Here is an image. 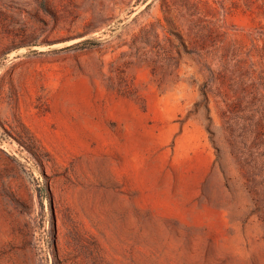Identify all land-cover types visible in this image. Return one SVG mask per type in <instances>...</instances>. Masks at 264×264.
Here are the masks:
<instances>
[{
    "label": "rangeland",
    "instance_id": "obj_1",
    "mask_svg": "<svg viewBox=\"0 0 264 264\" xmlns=\"http://www.w3.org/2000/svg\"><path fill=\"white\" fill-rule=\"evenodd\" d=\"M0 264H264V0H0Z\"/></svg>",
    "mask_w": 264,
    "mask_h": 264
}]
</instances>
